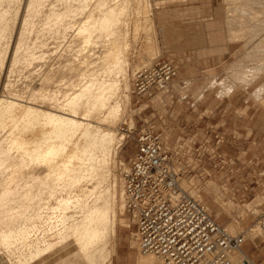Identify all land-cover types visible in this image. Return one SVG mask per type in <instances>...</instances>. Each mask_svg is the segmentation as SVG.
<instances>
[{
    "label": "rangeland",
    "instance_id": "rangeland-1",
    "mask_svg": "<svg viewBox=\"0 0 264 264\" xmlns=\"http://www.w3.org/2000/svg\"><path fill=\"white\" fill-rule=\"evenodd\" d=\"M84 1L42 0L36 13H30L27 25H23L28 49L25 46L18 50V60L13 68L10 66V73H4L0 69V76L5 75L9 86L4 90L5 95L17 96L23 102L25 96V102L39 108L55 99L54 102H59L58 105L61 106L63 99L73 92L72 89L78 91L82 83L95 78L101 81H105L106 77V81H110L111 77L112 80L117 79L120 82H116L118 87L113 86L111 92L107 93V105L117 103L120 106L119 111L117 110L119 114L117 111L114 116L110 114L113 121L110 122L107 109L104 111L97 108L90 109L87 116L81 119L89 123L91 134L96 132V127L113 130L112 157L110 154L109 160L107 158L105 161L107 165L98 170L104 175L103 178L106 177L101 188L112 189L115 179L116 194L119 197V190L122 188L121 172L128 168L129 158L136 144L134 137L142 128L152 125L161 133L168 146L179 147L178 160L187 169L182 181L183 187L205 202L213 217L228 232L242 234L244 239L264 234V0ZM102 1L103 4L97 3ZM11 2V5L2 3L0 6L7 11L5 20L10 23V28L6 31L8 40L5 36L1 47L12 42L16 30L17 21L15 25L11 18L14 19L12 12L19 1ZM104 5L117 7L119 14L115 18L116 22H112L115 26L100 31L99 35L93 29L97 33L94 36L92 35L96 33L91 32L90 28L92 34L87 42L79 39L76 32L73 33L76 26L87 20L85 18L90 16L89 10L94 11H91L92 19L96 16L94 19L99 18L101 9L106 8ZM50 8L56 13L63 11L64 15L61 14L59 19L54 20L57 15L52 14ZM66 8L68 11H64ZM113 26L116 32L112 28L109 34L108 30ZM105 52L109 54L106 55ZM112 53H115V58L118 53L117 60L123 62L116 63L115 60L111 64L109 58L114 59ZM158 60L173 62L178 68L177 75L164 91H154L151 96L136 94L132 87L133 71ZM105 67L112 73L107 74L109 71ZM0 78L1 82L2 77ZM39 84L44 87L41 85L40 88ZM31 88L33 91L29 92ZM27 93L32 102L26 97ZM33 99L37 100V104ZM15 111L16 116L20 115L19 109ZM105 116L109 117V124L106 119L104 121ZM79 132L80 130L72 133L67 142L69 150H78V154L84 143H87ZM123 134L126 137L120 146ZM128 134L130 138L127 137ZM72 162L74 169L78 167L77 159ZM88 183L89 181L84 180L79 186L63 190L57 186L55 189L58 191L57 195H66L67 191L70 195L81 194L84 187H90ZM43 195L41 201L48 197L45 192L42 197ZM50 198H47L48 202L51 200L49 203L55 207L53 197ZM115 202V232L107 235V239L103 241L104 246L102 243L100 245L108 251L104 260L98 258L96 252L95 260L91 262L73 238L66 242L59 238V242L54 237L51 239L54 241H51L54 243L51 249L48 248L45 253L31 259L25 245L15 243L6 248L1 244L0 264H22L18 260L22 253L25 259L23 264H134L136 257L142 254L135 242V224L125 206L120 209L119 200L116 199ZM23 218L20 222L26 221L31 227L32 223H29L33 220H28L27 223V219ZM37 222L35 233L40 239L50 240L49 237L54 233L52 228L60 227V221L55 219H50L51 223H47L50 228L42 222L40 226L38 220L34 222L35 225ZM53 223L56 225H51ZM250 263L253 264L251 260Z\"/></svg>",
    "mask_w": 264,
    "mask_h": 264
},
{
    "label": "bare ground",
    "instance_id": "bare-ground-1",
    "mask_svg": "<svg viewBox=\"0 0 264 264\" xmlns=\"http://www.w3.org/2000/svg\"><path fill=\"white\" fill-rule=\"evenodd\" d=\"M10 1H14V0H0V6H2V3H7V4L9 3L11 5L12 2L10 3ZM18 1H19V4L17 8L16 9L14 8L15 11L12 12L14 14V19L10 17L12 21H14V23L17 21V25L15 23L16 30L13 36V40H11L12 42H9L7 46L5 45L3 47H1V43H3L2 40L3 41L5 40L3 39L5 38V36L7 39L8 35L6 34L7 33L6 31H8L7 30L8 28H10L9 26L10 23L7 22V20H5L7 11L0 7V66H1L0 69H2L4 73L11 72L12 69L10 68V66L13 68V64L16 63V61L18 60V50H21L25 46H26L25 49L26 50L28 49L27 48L28 39H27V36L25 35V32H24L25 30H23L24 29L23 25H27L28 20H29L28 17L30 13H33V14L36 13L38 6L42 0H16L17 3ZM81 1H84V0H81ZM89 1L94 2L95 0H89ZM104 1L106 2V0ZM97 3L100 5V4H103V1L102 3L101 2L100 3L97 2ZM113 3H114V0H113ZM10 5L8 6L10 7ZM79 5H81V3ZM83 5H82V8H83ZM51 6L52 5H50V7ZM58 6H59V3H58ZM104 6H101V7H104ZM3 10L6 12H4ZM53 10L54 9H52L50 12L52 14L57 15L56 17L54 16V20H56L58 16H61V14L64 15L63 11L56 13L57 11L54 12ZM95 10L97 11L96 6H95ZM64 11H68L67 8ZM91 11L89 10L90 16L92 13ZM12 13L10 16H12ZM93 13H92V17H93ZM97 14L100 15L99 12ZM117 14H119L117 7L115 8L112 6H107L106 8L101 9V16L97 19H94L97 16L92 19L90 16L86 14L87 18L85 19L87 20L84 23L82 21L83 24L76 26L77 29L73 33L76 32L75 34L79 36V39L82 38L84 42H87V40L90 38L92 34V33L90 34V30H89L90 28H92L91 32H93L94 30L98 31V35H99L100 31L102 32L103 30L104 31L107 30L109 26H112V25L115 26V24H112V22L113 23L116 22L115 18H117L116 17ZM82 15L85 16V14H82ZM114 26L109 28L108 30L109 34H111L110 30L112 28L114 30ZM57 27L59 28V26ZM58 28L56 30H59ZM13 29H14V26H13ZM28 31L30 33V30ZM108 31L106 33H108ZM114 31L116 32V30ZM93 33H96V32H93ZM94 35H97V33L93 34L92 36ZM30 43L31 42H29V44ZM107 52H105L106 55L111 53V51H109V53ZM27 55L29 56V54ZM117 55L118 53L116 54V58H115V53H114V55L112 56L114 57V59H111L110 57L109 59L111 60V62L109 59H108L109 61L108 60L107 61L110 62L111 64H112V61L114 63L115 60H117V57H118ZM29 59H32V58H29ZM108 62L106 64H108ZM120 62H123V61L122 60L116 61V63H120ZM113 65L111 67H114ZM106 67L105 69H107ZM117 67L118 66H116V68ZM107 70L109 71L110 69H107ZM106 72L107 71H105V73ZM109 73H112V71L107 72V74ZM1 74H2V71L0 75ZM7 75L9 76V74ZM0 77H2V80L0 82V245L2 244L6 248H9L11 244L15 245V243L16 244L18 243V245H21V246L25 245L26 247H28V257L31 259V258L40 256L41 254H43V252L45 253L46 250L48 251L49 249H51L52 248L51 246L54 245V243H52L54 241L51 240L52 238L54 239V237H57L58 238L57 240L59 242H61L60 240H62V242L63 241L66 242L70 238H73L75 244L80 247V250H82V252L85 254V257H87L88 260H90L91 262L95 260L94 254L96 252H97V256L99 255L98 258L100 257L104 260L108 256L107 254L108 251H105V249L100 245L101 243L103 245V241L107 239L106 237L108 234H114L115 232L116 215H115V212L113 211L114 204H116L115 201L116 199H118L119 200L118 205L120 209L124 208L123 190L122 188L119 190L120 191L119 197L117 198V194H116V182L117 181L115 179L113 183V188L110 189L111 191L108 190L109 188H104V187L101 188L103 185L102 181L106 180V177H104L105 178L104 179L103 178L104 175L103 174L101 175V173L98 171L99 168L103 167V165L104 166L107 165L105 161L108 158V156H110V154L112 153V147L114 144L113 130L111 128L110 129L108 128L100 129L99 127L98 128L96 127L97 129L96 132L95 133L93 132L94 134H91L92 133L90 131L91 126L89 125V123L83 122L81 119H84V116H87V112L93 108L94 109L97 108L99 110L104 109V111L107 109L106 112H107V115H109V117H110V114L112 115L116 114L115 112L118 110L119 105H116L117 103L113 105H110L109 103V105H107L108 104L107 98L109 97L107 93L109 91L111 92V89L113 86L115 87V85L116 86L118 85L116 84V82H118L117 79H115L116 81L112 80L111 74H110V77L112 81L110 79H109L110 81H106L107 77L106 79L103 78L105 79V81L104 80L101 81V80H98L97 78L95 79L93 78L94 80H91L87 83L86 82L82 83L78 91H76L75 89L74 91L72 89L73 92L72 93L70 92V94L67 95L65 99H63L64 100L63 104H61L62 107L58 105L60 104L59 102H54L56 101L55 98H54L55 99L54 101L50 100L51 98H49L50 101H47V104L43 105L42 108H39L38 106L29 104V102H25L26 101L25 96L23 99L25 101L23 102L19 98H17V96L11 97L10 95H5L4 90H6V87H9V86L7 83V79L5 78V75L0 76ZM42 84L44 85V82ZM42 84H39L40 88H42L43 86ZM34 85L32 87H34ZM35 86H38V84ZM45 88H43V90ZM30 91H33V89L29 90V92ZM7 93L8 92H6V94ZM46 94H48V92ZM29 96L30 95H28L27 93L26 97H29ZM21 97L23 96L21 95ZM29 99H30V102H32L31 101L32 99L30 97ZM35 101L37 104V100H34V102ZM17 109H19L21 112L20 115L18 116H16V111H15ZM118 111L117 113L119 114ZM6 116H8L7 122L5 118ZM106 116L105 118L103 117L104 121L106 122L107 120V124H109L112 118L111 117L106 118ZM108 118L110 120L109 123H108L109 121ZM78 130H80L81 132L80 137L84 136L85 138L83 139H85V142L87 140V143H84L83 147L80 146V148L82 147L81 150H79L80 154H78V150H74V151H72L73 149L69 150L70 148H68V143H67L71 139L69 136L72 133H76V131ZM125 137L126 136L123 134L121 140L119 141L120 146L123 144L122 141L123 139H125ZM111 157H112V154H111ZM74 159H77L79 161V165L75 169L72 165L73 163L72 161ZM84 180H86L87 182L89 181L88 185H90V187H84L85 189L84 191H82L83 193L81 194L75 193L74 195H70L68 194L69 191H67L68 193L66 195H57L58 191L55 189L57 186H59L63 190L64 188L66 189V187L72 188L76 185L79 186L80 182L81 181L83 182ZM56 191L57 193H55ZM44 192L48 195V197L45 195L47 198L53 197L55 201L54 202L55 207H52L53 205L49 203L51 202V200H49L48 202L47 198H45L47 201H45V199L41 201V198L42 199L44 198V195L42 197V193L44 194ZM54 208H56V210H54ZM27 215L29 216V218H27ZM22 218L24 220L27 219V223H28V220L29 222L33 220L29 223V224L32 223V225H30L31 227H29L28 224L25 223L26 221L21 223L20 220ZM53 218L55 220L60 221L58 222L60 223L59 224L60 227H56L55 229L52 228L53 229L52 231L54 233L52 235L50 234L51 235L49 237L50 240L49 239L45 240L42 238L40 239V237L38 238L36 235L37 233H35L37 230L36 227L38 226V222H37V225H35L34 222H36V220L40 221L39 223L41 226L42 223L47 224L50 219L54 220ZM125 224L126 226H129V224L127 223ZM51 225H56V224L53 223ZM50 227L51 226H49V228ZM227 227L232 229V226L230 224H227ZM56 242L57 241H55V243ZM244 255L245 254L242 251V249L240 251H237L233 258L234 259L233 264L234 263L241 264V262L243 263ZM18 260L22 264L25 262L23 253L19 256ZM237 260L239 261L238 263H237ZM135 261H136L135 262L136 264H153L154 258L150 255H147V254L144 255L142 253L141 255H138L136 257ZM249 264L251 263L249 262Z\"/></svg>",
    "mask_w": 264,
    "mask_h": 264
},
{
    "label": "built area",
    "instance_id": "built-area-1",
    "mask_svg": "<svg viewBox=\"0 0 264 264\" xmlns=\"http://www.w3.org/2000/svg\"><path fill=\"white\" fill-rule=\"evenodd\" d=\"M177 73L171 61L142 65L133 71V90L140 96L164 91ZM134 140L120 179L138 250L152 256L153 264H233L244 236L228 232L205 202L183 187L187 169L178 160L179 147L168 146L152 125ZM243 262L250 260L244 255Z\"/></svg>",
    "mask_w": 264,
    "mask_h": 264
},
{
    "label": "crops",
    "instance_id": "crops-1",
    "mask_svg": "<svg viewBox=\"0 0 264 264\" xmlns=\"http://www.w3.org/2000/svg\"><path fill=\"white\" fill-rule=\"evenodd\" d=\"M241 249L253 264H264V234L244 239Z\"/></svg>",
    "mask_w": 264,
    "mask_h": 264
}]
</instances>
